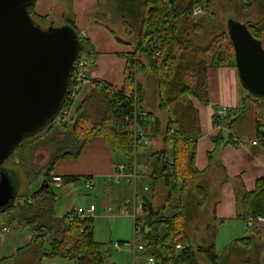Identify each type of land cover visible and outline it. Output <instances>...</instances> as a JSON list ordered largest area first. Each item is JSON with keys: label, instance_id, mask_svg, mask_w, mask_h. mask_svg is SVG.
Masks as SVG:
<instances>
[{"label": "trees", "instance_id": "trees-1", "mask_svg": "<svg viewBox=\"0 0 264 264\" xmlns=\"http://www.w3.org/2000/svg\"><path fill=\"white\" fill-rule=\"evenodd\" d=\"M102 1L99 0L97 17L102 13L106 14L103 9L114 2V14H119L122 19L126 35L137 37L135 51L125 56V81L121 89L117 90L103 81L93 80L73 121L67 123L57 119L48 126L60 123L65 136L59 140V148L47 165L45 180L49 182V175L59 158H77L83 148L97 136L104 137L113 151L127 157L129 167H132L134 158L138 156L131 132L135 111L134 96L137 94L138 102L142 106V86L138 74L147 69V65L140 58L142 53L146 54L149 67L157 77L160 106L168 113L164 141L172 145V160L163 159V151L158 155L154 154L157 157V166L150 172L149 180L152 181L154 189L163 181L167 196L164 206L160 208L144 199L148 213L140 221L141 229L136 239L143 246V255L146 257L154 256L171 264H223L224 254L220 255L215 251L214 241L211 244H195L190 240L185 217L182 219V216L185 213L184 201L187 197L197 195L200 206H205L203 204L209 199L203 183L204 172L199 171L195 164L201 127L198 111L190 97L195 96L205 102L208 100L210 67L226 63H233L236 67L235 48L229 32L218 31L215 24L209 25L203 20L204 11H211L213 0ZM36 3L37 0L31 1L28 10L38 22V19L43 18L36 14ZM242 6L247 9L250 4L244 3ZM196 8L201 9L200 14L194 13ZM246 24L252 34L260 39L264 29L251 21ZM66 25L80 34L73 20H69ZM111 30L119 40L131 42L120 38L114 28L111 27ZM81 41V52L93 54L87 39L81 37ZM146 44L160 50L161 55L155 58L143 47ZM252 96L258 100L263 98ZM70 104L69 98L65 106ZM260 115L259 113L257 120L258 137L264 145V120ZM226 119L229 126L235 120H230L229 116ZM214 121L215 124L219 123L216 115ZM159 123L156 119L154 124L158 126ZM223 138L221 132L214 141L220 146L224 143ZM179 179H182L181 183ZM70 180L77 182L80 178L64 177V183ZM40 188L37 193L34 191L25 196L23 202L14 203L1 210L8 216V224L16 223L18 229L28 227L32 240L12 256L1 259L0 264H55L52 261L56 259L66 260L68 264H116L109 260L102 244L95 239L94 218L76 217L74 210L62 217L58 216L56 204L59 194L49 187ZM174 198L178 199L179 205L171 207L175 213L166 216L163 211ZM254 216L264 218V177L258 180L254 191L243 193L237 201L239 219L247 221ZM3 226L0 231H3ZM259 233L257 229L255 235L258 236ZM255 235L236 239L229 250L251 251ZM178 244L185 247L177 249ZM226 264H264V258L261 261L251 256Z\"/></svg>", "mask_w": 264, "mask_h": 264}, {"label": "crops", "instance_id": "crops-1", "mask_svg": "<svg viewBox=\"0 0 264 264\" xmlns=\"http://www.w3.org/2000/svg\"><path fill=\"white\" fill-rule=\"evenodd\" d=\"M59 1L68 0H37L35 10L37 16L40 18L46 17L52 23L51 18L57 19L65 12L63 9L61 11L57 9ZM71 11L73 13L72 20L81 37L86 38L92 46L93 59L89 72L90 78L92 81H103L117 90L121 89L125 81V56L135 51V44L119 40L111 27L103 22L100 17H97L99 14V0H71ZM118 36L120 35L118 34ZM120 38L123 37L120 36ZM89 85L84 88L83 94L77 97L74 103V115L84 100ZM190 99L198 111L201 127V136L197 141L195 164L199 171L204 172L203 183L208 191V200L213 199L212 223L217 225V229L220 233L223 232V235L229 234V242L231 243L238 238L255 235L257 229L260 231L259 235H255L253 239L254 245L251 251L241 249L230 251L231 243H229V247L223 253L224 264L227 263L226 255L232 259L230 263L234 262L238 256L246 259L254 256L262 261L264 258V221L257 223L253 228H249L247 221L237 217L238 198L245 192L254 191L258 180L264 177V145L258 137L257 126L259 113L264 120L262 102L253 97L242 86L237 67L233 63L213 66L208 69V100L206 102L195 96H191ZM224 107L227 108L230 120L235 118L230 126L227 125L228 119L219 121L218 124H215L214 121L217 112ZM149 109L148 107L146 110L150 114L152 113L151 115L158 119L160 123L158 126L157 124L144 126L143 130L150 137L151 143L140 149L138 160L140 161L141 155L142 160H144L141 162L148 163L150 172H152L157 166V157L154 154L158 155L163 151V159L171 161L172 145L164 141V128L168 122V113L166 124L162 127L160 117ZM221 132L224 136V143L218 146L214 138ZM254 141L258 143L254 144ZM146 159H148L147 162ZM126 160L121 161L118 158V152L113 151L107 145L104 137L97 136L83 148L77 158H59L54 164L53 172L62 174L64 177H79L80 180L77 182L85 181L87 178L91 179L93 186H95L98 179H104L106 185L113 188L116 183L112 182L110 178L115 172V164L118 162L128 163L127 157ZM144 179L149 180V175ZM77 182L70 180L64 183V186ZM127 182L129 181L126 180L123 183L124 185L120 183L125 188L124 192L127 189ZM145 183L151 184V181ZM121 191L123 192V190ZM112 194L111 192L110 196H113ZM145 194H138L142 201L145 198L148 199ZM156 197L158 198V195ZM151 198L149 201L157 207V203L155 204ZM132 199L120 201L119 212H116V208L110 205L102 211V214L123 213L131 216L126 213V209H131L127 201ZM1 226L4 229L0 231V260L12 256L17 250L30 244L32 234L29 232L28 227L19 232H14L13 229L5 231L6 226L4 223ZM220 236L221 234H219L218 239L215 238L214 240L215 247ZM137 247L143 252L142 245ZM52 263L58 264L56 260ZM143 263H145L144 260L140 264Z\"/></svg>", "mask_w": 264, "mask_h": 264}, {"label": "rangeland", "instance_id": "rangeland-1", "mask_svg": "<svg viewBox=\"0 0 264 264\" xmlns=\"http://www.w3.org/2000/svg\"><path fill=\"white\" fill-rule=\"evenodd\" d=\"M103 1L105 2V0ZM243 2L249 3L250 7L247 9L243 8ZM114 6V2H111L109 7L106 6V8L103 9V12H106V14L102 13L100 19L117 30L118 34L124 39L130 40L131 43L137 42L136 36L133 35L128 37L126 35L122 19L119 14H114ZM57 9H59V11L62 9L65 11L62 16H59L57 19L51 18L53 21L52 23L48 18L43 17V19H38V23L43 28H49L50 26L62 27L69 20L73 19L71 0L59 1ZM203 14V20L209 25L215 24L216 30L218 31L228 30V21L230 19H234L241 23H248L251 21L257 24L259 28L261 27L264 29V0H213L211 11H204ZM260 40L264 45V31L261 34ZM140 58L147 65V69L138 74V80L142 86V107L146 109L149 107L154 114L160 117L161 126L164 127L166 124L165 121H167V112L159 105L160 97L158 94L157 77L149 67L146 54L142 53ZM82 94L83 93L80 95ZM259 100L264 102V97ZM262 107L264 109V105H262ZM64 136V131L60 123H56L54 126L48 127L39 134L23 141L6 160L4 166L9 168L10 171H13L16 179L19 181V191L15 203L23 202L25 196L33 193L43 184L47 183L45 180L47 165L51 157L55 154V151L59 148V140H62ZM140 151L141 150L138 152V159ZM118 158H120L121 161H127L126 157L120 152H118ZM141 161L144 160H142L140 155V162ZM145 161L147 162L148 159ZM148 181L150 180L144 178H139L137 180L138 194L141 195L146 193L145 196L148 200L152 197L151 199H153L155 204L157 203L158 208L163 207L167 196V189L164 182L162 181L157 189H153L147 193V191H144V184ZM125 182L126 179L122 178L119 183H116L115 187L110 188L106 185L104 179H98L95 186L92 185L91 187H87L84 181H80L74 184H68L62 189H57L50 181L48 183L49 188L59 194L56 204L58 216L62 217L78 207L88 208L92 203L95 204L98 209L97 212L92 215L94 217L95 239L102 244V249L108 254L109 260L116 264H140L143 260L146 261L147 257H145L143 252L137 247L140 243L136 239L137 234L135 232L134 218L123 213H114L111 215L102 214V211L110 205L116 208V212H119L118 207L121 204L120 201L132 199L135 196L134 184L130 181L126 183L128 185L126 192H124L125 188L121 186L120 183L124 185L123 183ZM120 189L123 190V192ZM111 192L113 196H110ZM157 195L158 198L156 197ZM139 200L141 199L139 198ZM198 201L199 197H197V195L189 196L184 201L186 209L182 219L185 217L184 220L187 225L189 238L195 244H211L215 238L218 239L219 234H221L219 240L216 241L215 251L222 255L226 248L229 247V243H231L229 242V234L223 235V232L220 233L219 229L212 223L211 213L214 205L212 203L213 199L210 198V201L208 200L207 203H204L203 205L205 206L198 205ZM178 205V199L174 198L169 203V206H167L164 214L171 216L175 213L171 207ZM2 223H4L7 228H11L12 226L14 232H19L24 229H18L16 223L12 225L8 224L7 214L0 211V226ZM27 230L29 231V229ZM137 236L139 237V235ZM118 242L121 244L120 249L115 247V244ZM239 258L243 257L238 256L235 261H238ZM231 260L232 259L226 255V262L230 263ZM56 263L68 264L66 260L60 259H56Z\"/></svg>", "mask_w": 264, "mask_h": 264}, {"label": "water", "instance_id": "water-1", "mask_svg": "<svg viewBox=\"0 0 264 264\" xmlns=\"http://www.w3.org/2000/svg\"><path fill=\"white\" fill-rule=\"evenodd\" d=\"M31 1L0 0V211L15 203L19 191L15 173L4 162L58 119L81 53V35L68 25L43 28L28 10ZM228 32L242 86L264 97L262 41L234 19ZM45 187L49 183L40 189Z\"/></svg>", "mask_w": 264, "mask_h": 264}, {"label": "built area", "instance_id": "built-area-1", "mask_svg": "<svg viewBox=\"0 0 264 264\" xmlns=\"http://www.w3.org/2000/svg\"><path fill=\"white\" fill-rule=\"evenodd\" d=\"M201 9L196 8L194 10L195 14H200ZM156 38L154 39V41ZM147 49L154 57H159L161 55V51L157 50L153 45L146 44L143 46ZM93 54L91 52H81L78 62L76 64L75 70L72 76V87L70 92V100L71 104L66 105L60 112L58 120L64 121L67 123H71L74 115V103L77 100L76 98L83 92L84 87L89 85L92 82L90 78L89 72L92 65ZM135 111L132 118L131 124V132L134 136V149L136 155H138L139 150L147 146L151 143L150 137L143 130V125H153L156 119L143 108L138 102V96L135 94ZM76 99V100H75ZM216 116L218 117V121L225 120L228 116L227 108L224 107L220 109ZM257 144V141L253 142ZM150 174V166L148 163L140 162L138 160V156L134 158V162L132 163V167H129V163L118 162L115 164V172L111 176L110 180L114 183H119L122 178L132 182L135 188V196L134 200L127 201V204L131 209H126V213L131 215L135 220V232L136 234L140 232L141 225L140 221L143 217H145L148 213V207L145 205L144 201L139 200L140 196L137 194V180L139 178L147 177ZM49 181L55 185L57 189H62L64 187V175L58 174L55 172H51L49 175ZM182 182V179H179V183ZM87 187H91L93 185V181L91 179H85L84 181ZM152 185L149 183L144 184V191H151ZM141 199V198H140ZM97 207L95 204H91L88 208L78 207L74 209V215L80 218L93 217L92 215L96 212ZM264 221V218L261 216L249 217L247 220V226L249 228H253L257 223H261ZM10 229L5 227V231H9ZM115 247L118 249L121 248V244L118 242L115 244ZM185 247L183 244H178L177 249H182ZM146 264H171V262H164L161 259H156L154 256H148L145 261Z\"/></svg>", "mask_w": 264, "mask_h": 264}]
</instances>
